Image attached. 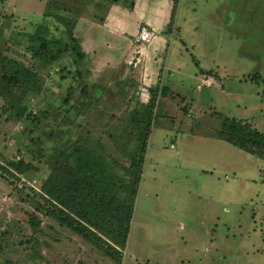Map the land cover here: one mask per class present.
<instances>
[{
    "label": "rangeland",
    "instance_id": "obj_1",
    "mask_svg": "<svg viewBox=\"0 0 264 264\" xmlns=\"http://www.w3.org/2000/svg\"><path fill=\"white\" fill-rule=\"evenodd\" d=\"M52 1L0 0V54L24 55L31 63L24 51L28 34L44 24L50 36L60 35L62 23L44 13H68L54 10ZM65 2L69 13L79 8ZM78 16L74 35L86 53L79 79L69 57L39 68L43 91L31 101L32 108L47 109L48 116L29 136L21 133L24 124L0 115V165L10 171L0 169V232L5 231L0 264H113L97 246L49 215L35 192L46 165L27 156L23 144L33 150L71 144L89 134L86 123L105 151L125 162L122 154L131 145L124 139L113 143L107 132L116 122L126 123L128 102L135 105L136 94L145 100V88L158 76L163 85H194L200 78L190 73L201 68L212 69L215 84L191 100L189 110L182 103L178 107V98L163 97L159 87L161 124L148 137L121 264H264V159L215 134L217 115L241 119L264 133V80L250 78L264 72V0H93ZM153 21L162 22L153 29ZM145 24L159 43H136ZM61 65L71 72L65 78ZM84 80L96 85L93 93L102 97L86 118L81 116L85 95L79 92ZM135 80L145 88H136ZM66 95L69 100L62 106ZM3 103L0 96V109ZM22 156L34 168L19 178L10 162ZM33 238L38 254L27 241Z\"/></svg>",
    "mask_w": 264,
    "mask_h": 264
},
{
    "label": "trees",
    "instance_id": "obj_2",
    "mask_svg": "<svg viewBox=\"0 0 264 264\" xmlns=\"http://www.w3.org/2000/svg\"><path fill=\"white\" fill-rule=\"evenodd\" d=\"M70 1L79 6L72 13L67 12L68 6L65 0H53L51 4H54V10H62L68 14L62 15L52 10L44 13L45 16L53 14L54 18L62 23L63 30L59 36H50L44 24L38 25L33 33L28 34L24 51L29 54L33 62L29 63L24 55L23 58H19L0 54V96L4 101L0 115L7 114V119L24 124L25 129L21 133L26 136L34 131L37 122L48 116L47 109L39 107V111L38 109L34 111L32 108L31 101L34 97H41L40 93L43 91L39 68L60 65L59 60L69 57L76 67L74 72L77 79L82 74L80 66L86 53L74 35V27L83 6L93 0ZM61 69L66 73L61 75L62 78L71 73L68 67L61 65ZM198 72L211 74L212 69L198 70ZM71 77L75 79L74 74ZM250 78L252 81L264 80V72L262 74L254 72ZM159 79L160 76L156 77L153 84H149L146 88L139 82V85L137 84L139 79L135 80L136 88L141 86L146 89L147 98L144 100L137 98V94L134 95L133 99L136 103L134 102L135 105L132 106L128 102L129 115L126 123L122 121L119 125L116 122L107 132V136L113 138V143L116 139H124L123 142L131 145V148L125 149L123 154L120 151L126 159L125 162L107 153L105 144L88 130L86 123L85 131L89 134L85 133L71 144L48 148L39 146L36 150L31 149L28 144H23L27 156L32 160L37 158L46 165L48 172L35 192L46 204L49 215L97 246L101 254L109 258L113 264H121V249L125 246L129 232L135 194L141 180L151 128L161 124H157L161 118L156 103L159 87H162L163 97L167 94L180 101L184 99L183 96L161 85ZM84 81L79 82L81 83L79 92L85 95L81 116L86 118L92 116L86 114L97 109L102 97L94 95L93 90L96 85ZM74 90L69 87V92ZM68 100L69 97L66 95L60 104L66 106ZM179 105L180 102L178 107ZM182 105L188 110L189 107L191 108L190 101L189 104ZM70 107L77 109L79 105L71 104ZM217 116L220 124L215 134L219 138L257 158L264 159V133L241 119L227 115ZM54 133L55 131L52 130L49 134L53 137ZM57 133H61L62 137L66 135L64 131ZM32 160L22 156L21 159H13L10 165L20 178L34 168ZM0 169L10 174L4 165H0ZM34 207L43 210L44 205L35 202ZM31 221L34 227H38V221L34 219ZM4 233L5 231L0 232V238ZM27 241L32 243L31 248L35 254H38L35 247L36 238ZM5 263L16 264L11 260H6Z\"/></svg>",
    "mask_w": 264,
    "mask_h": 264
},
{
    "label": "crops",
    "instance_id": "obj_3",
    "mask_svg": "<svg viewBox=\"0 0 264 264\" xmlns=\"http://www.w3.org/2000/svg\"><path fill=\"white\" fill-rule=\"evenodd\" d=\"M162 22V21H161ZM161 22H159V24H157L155 21H153L152 22V24H150L149 23V25L153 28V29H156L157 28V26L158 25H160L161 24ZM174 22V21H173ZM172 22H170V24H171ZM148 24V23H147ZM147 24H145V25H143V26H146ZM148 26V25H147ZM146 26V27H147ZM166 26H167V24H166ZM175 26H178V25H175ZM149 27V26H148ZM168 27V26H167ZM166 27V28H167ZM150 29L149 28V30H151L152 31V33H153V37H152V39L149 41V42H152V40H157V39H159V38H157L156 37V35L154 34V31H153V29ZM178 30V29H177ZM170 35H171V33H170ZM166 40V42H167V39H165ZM157 42L159 43V40H157ZM157 43V45H159ZM141 44V43H140ZM140 44H137L138 45V48L140 49ZM140 52H141V49H140ZM140 54V53H139ZM201 70H203V71H208V70H210V69H204V68H201ZM191 74V77H195V78H200V80L198 81V82H196L194 85L193 84H187V83H176L175 81H170L169 82V86H167V85H163L162 83H161V85H163V86H166V87H168L171 91H173V92H175V93H178L179 95H181V96H183V98L184 99H182V101L180 102V103H182V104H184V103H188L189 104V101H190V104H191V106H192V102H191V100L192 101H195V98L196 99H199L200 98V96L202 95V92L203 91H207V89H206V86H211V85H213V84H215V80H214V77L215 76H213L212 74L213 73H211V74H204V73H200V72H198V70L196 71V72H192V73H190ZM190 74H188V76L190 75ZM157 76V75H156ZM190 77V78H191ZM205 77H208V78H212L213 79V82L214 83H212V84H204L203 83V79L205 78ZM197 78V79H198ZM167 97H169V98H171L170 96H168L167 95ZM163 100H164V98H163ZM164 102H167V101H164ZM163 102V103H164ZM147 150V149H146Z\"/></svg>",
    "mask_w": 264,
    "mask_h": 264
},
{
    "label": "built area",
    "instance_id": "obj_4",
    "mask_svg": "<svg viewBox=\"0 0 264 264\" xmlns=\"http://www.w3.org/2000/svg\"><path fill=\"white\" fill-rule=\"evenodd\" d=\"M153 36L154 35L151 30H149L146 26H142L138 32V35L135 37L137 41L136 43L149 42ZM203 82H205L206 84L212 83L210 82V78L203 80Z\"/></svg>",
    "mask_w": 264,
    "mask_h": 264
}]
</instances>
